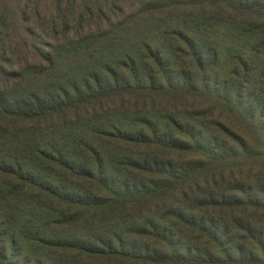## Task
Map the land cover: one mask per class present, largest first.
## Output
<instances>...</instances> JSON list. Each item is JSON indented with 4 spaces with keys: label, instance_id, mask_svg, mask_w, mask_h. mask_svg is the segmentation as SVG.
<instances>
[{
    "label": "trees",
    "instance_id": "1",
    "mask_svg": "<svg viewBox=\"0 0 264 264\" xmlns=\"http://www.w3.org/2000/svg\"><path fill=\"white\" fill-rule=\"evenodd\" d=\"M0 264H264V0H0Z\"/></svg>",
    "mask_w": 264,
    "mask_h": 264
},
{
    "label": "rangeland",
    "instance_id": "2",
    "mask_svg": "<svg viewBox=\"0 0 264 264\" xmlns=\"http://www.w3.org/2000/svg\"><path fill=\"white\" fill-rule=\"evenodd\" d=\"M42 6H48V1H44ZM43 8V7H42Z\"/></svg>",
    "mask_w": 264,
    "mask_h": 264
}]
</instances>
